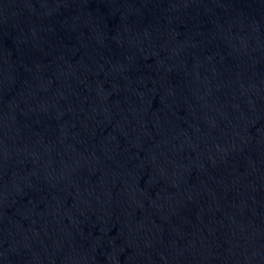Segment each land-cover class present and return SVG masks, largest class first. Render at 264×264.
<instances>
[{
  "label": "water",
  "instance_id": "95a60500",
  "mask_svg": "<svg viewBox=\"0 0 264 264\" xmlns=\"http://www.w3.org/2000/svg\"><path fill=\"white\" fill-rule=\"evenodd\" d=\"M0 264H264V0H0Z\"/></svg>",
  "mask_w": 264,
  "mask_h": 264
}]
</instances>
